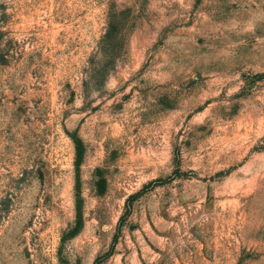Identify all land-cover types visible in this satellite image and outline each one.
Returning a JSON list of instances; mask_svg holds the SVG:
<instances>
[{"label": "rangeland", "instance_id": "1", "mask_svg": "<svg viewBox=\"0 0 264 264\" xmlns=\"http://www.w3.org/2000/svg\"><path fill=\"white\" fill-rule=\"evenodd\" d=\"M0 264H264V0H0Z\"/></svg>", "mask_w": 264, "mask_h": 264}]
</instances>
